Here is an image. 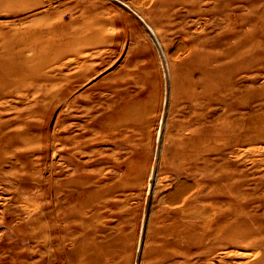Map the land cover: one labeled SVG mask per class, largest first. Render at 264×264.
<instances>
[{
    "label": "rangeland",
    "instance_id": "374dc122",
    "mask_svg": "<svg viewBox=\"0 0 264 264\" xmlns=\"http://www.w3.org/2000/svg\"><path fill=\"white\" fill-rule=\"evenodd\" d=\"M0 264H264V0H0Z\"/></svg>",
    "mask_w": 264,
    "mask_h": 264
},
{
    "label": "bare ground",
    "instance_id": "6f19581e",
    "mask_svg": "<svg viewBox=\"0 0 264 264\" xmlns=\"http://www.w3.org/2000/svg\"><path fill=\"white\" fill-rule=\"evenodd\" d=\"M124 4V3H123ZM137 17L142 21L146 31L148 32V34L152 37L153 41L155 42V44L157 45L158 49H159V52L161 53L160 55H162V52H161V47H160V44H159V41L156 37V34L153 30V28L151 27V25L149 23H147L144 18L137 14ZM167 76V75H166ZM163 124V122H162ZM162 127L161 129H159L158 131V139H157V148H156V157L154 158L155 161L153 162L152 166H151V169H150V173H149V192L152 191L153 189V184L155 182V179L157 178V159H158V155H159V152H160V148H161V139H162Z\"/></svg>",
    "mask_w": 264,
    "mask_h": 264
}]
</instances>
